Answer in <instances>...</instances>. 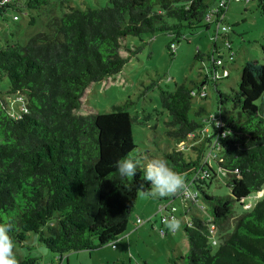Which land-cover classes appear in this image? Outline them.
Segmentation results:
<instances>
[{
    "label": "trees",
    "instance_id": "trees-1",
    "mask_svg": "<svg viewBox=\"0 0 264 264\" xmlns=\"http://www.w3.org/2000/svg\"><path fill=\"white\" fill-rule=\"evenodd\" d=\"M230 1L109 0L81 8L74 0H0L1 15L14 9L26 13L29 24L48 16L45 29L25 43L0 42V223L12 224L15 246H28V235L35 232L61 257L109 243L116 248L114 242L128 233L136 199L151 187L143 160L134 177L119 176L116 162L131 155L166 159L186 177L189 191L202 196L209 215L205 220L193 214L183 222L187 251L170 256L169 264H264V196L249 210L238 212L236 206L264 188V63L246 61L237 88L219 90V80L229 77L219 48L228 47L229 60L236 54L229 34L220 30ZM254 1L264 15V0ZM212 23L211 51L195 54V60L210 62L204 65L206 83H181L160 92L170 115L166 132L176 141L161 156L135 142L137 117L130 102H115L103 112L84 104L91 83L127 64L131 55L123 52L129 37L166 33L173 50L187 30L209 29ZM210 80L218 112L204 117L207 111L199 107L195 114L201 119L192 118L193 99L208 96ZM213 180L225 183L229 193H208ZM177 198L192 202L184 194L157 198L166 201L159 207L163 224L174 214ZM136 223L143 220L137 216ZM215 231L222 242L213 252L209 237ZM14 253L18 264L40 259L22 256L15 247Z\"/></svg>",
    "mask_w": 264,
    "mask_h": 264
},
{
    "label": "rangeland",
    "instance_id": "rangeland-1",
    "mask_svg": "<svg viewBox=\"0 0 264 264\" xmlns=\"http://www.w3.org/2000/svg\"><path fill=\"white\" fill-rule=\"evenodd\" d=\"M74 2L81 8H87L104 6L109 0H74ZM214 7H217V3ZM61 13V9H56L55 14ZM15 15L18 16L17 20L13 19ZM223 19L224 25L228 27L229 39L232 41L230 45L236 54L233 60H229L228 47L219 48V55L224 57L225 62L227 61L224 68L225 74H229V77L219 80L218 88L229 93L232 88H237L241 79V68L246 61L257 59L264 63V53L260 43H264V15L258 10L254 0L249 3L233 0L229 2ZM47 20L48 16L43 14L37 18L36 24H29V16L26 13L10 9L5 15L0 14V42L10 40L25 43L31 35L45 29ZM215 33V23H212L209 29L202 27L194 31L187 30V38L181 41L175 40L176 48L173 50L168 47L172 37L166 33L144 35L142 38L129 37L127 50L123 52L131 55L127 64L119 72L91 83L83 97L84 104L103 112L112 110L115 102H130V111L137 117L133 125L135 142L141 149L149 148L150 153L161 156L168 149L167 145L174 146L176 141L166 132L169 127L165 121L170 119V115L163 109L160 92L162 89L172 91L176 84L181 83L189 87H193L196 82L206 83L203 79L208 74V70L204 65H209L210 62L206 60L203 64L202 61L195 60V54L198 49L204 52L211 51ZM135 48L140 50L132 54L130 50ZM213 84V80L207 84L208 96L205 95V98L195 96L193 99L190 113L192 118L201 119V116L195 114L199 107L207 111L204 117L218 112L217 91ZM227 106L230 107V104L227 103ZM161 110L165 113L158 112ZM154 124L157 126L156 129L152 128ZM172 127L174 126L170 128ZM210 128L212 130L211 126ZM211 163H214L212 157ZM207 192L223 196L229 193V188L225 183L213 180ZM263 196L264 188L250 195L243 207L236 205L238 212L251 209ZM165 202L141 193L131 211L128 233L114 242L116 248H112V243H109L94 251H76L61 257L49 250L39 240L38 234L31 232L26 241L28 246H15V250L22 256L39 257V262L35 264H124L125 262L128 264L126 261L128 258L132 259L131 264H136L135 262L143 264L146 261L149 264H169L170 256L185 255L187 251L188 244L183 222L193 214L205 220L209 215L204 208L202 196L192 202L177 198L173 202L176 205L174 215L181 221V226L177 231H170L165 223L161 222L162 213L158 208ZM137 216L143 220L142 224L136 223ZM149 219L151 221H148ZM161 230L167 231V234L163 235ZM214 239L218 243L213 244V252L222 242L216 231L212 232L209 241L212 243Z\"/></svg>",
    "mask_w": 264,
    "mask_h": 264
},
{
    "label": "clouds",
    "instance_id": "clouds-1",
    "mask_svg": "<svg viewBox=\"0 0 264 264\" xmlns=\"http://www.w3.org/2000/svg\"><path fill=\"white\" fill-rule=\"evenodd\" d=\"M142 160L144 161V180L151 184L148 194L153 198L174 197L189 191L186 177L174 171L169 167L168 161L162 158L149 159L148 157H133L131 155L121 158L115 165L119 176L122 178L134 177ZM165 225L170 231H177L181 226V221L175 217H170L165 219ZM12 227L11 223H0V264H18L14 253L15 245L9 235Z\"/></svg>",
    "mask_w": 264,
    "mask_h": 264
},
{
    "label": "built area",
    "instance_id": "built-area-1",
    "mask_svg": "<svg viewBox=\"0 0 264 264\" xmlns=\"http://www.w3.org/2000/svg\"><path fill=\"white\" fill-rule=\"evenodd\" d=\"M220 30L221 31H227L228 29H227L226 26L222 25V27L220 28ZM172 47H175L174 44H172ZM218 62H220V61H218ZM204 177H205V175H204ZM184 196L186 198L191 199V200H196L197 199V197H196L197 196V193H194V192H191V191H187L186 193H184ZM172 209H173V211L176 210L175 207H173ZM170 217H174V214L173 213H170L169 214V217H164L163 220H165L166 218H170ZM162 234H163V232H162ZM215 243H216V241H213V244H215Z\"/></svg>",
    "mask_w": 264,
    "mask_h": 264
},
{
    "label": "crops",
    "instance_id": "crops-1",
    "mask_svg": "<svg viewBox=\"0 0 264 264\" xmlns=\"http://www.w3.org/2000/svg\"><path fill=\"white\" fill-rule=\"evenodd\" d=\"M87 252H89V251H87ZM66 259H68V261L70 260L68 257ZM126 261H128L131 264V258H128V260H126ZM124 264H126V262ZM143 264H144V262H143Z\"/></svg>",
    "mask_w": 264,
    "mask_h": 264
}]
</instances>
